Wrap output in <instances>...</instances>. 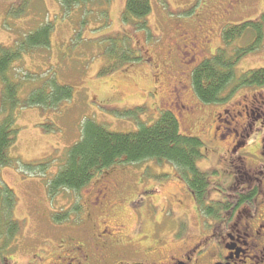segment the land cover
Returning a JSON list of instances; mask_svg holds the SVG:
<instances>
[{
    "label": "rangeland",
    "instance_id": "374dc122",
    "mask_svg": "<svg viewBox=\"0 0 264 264\" xmlns=\"http://www.w3.org/2000/svg\"><path fill=\"white\" fill-rule=\"evenodd\" d=\"M57 1L0 0V44L21 42L25 32L42 22L52 24L49 44L21 50L7 70L21 81L19 96L49 79L73 88L71 99L55 110L37 105L14 110L18 134L9 153L19 162L17 168L0 167V184L15 194L13 219L19 230L7 243L11 254H4L24 264L35 252L32 247L50 249L54 244L52 252L58 235L66 232L76 236L81 232L79 240L85 243L84 232L100 224L101 217L110 225L120 224L124 233L133 230V235L145 233L151 239L162 236L168 244H173L172 237H178L177 243L180 238L187 242L197 237L212 217L197 206L183 176L165 160L113 164L78 190L65 188L50 194L45 181L58 171L66 149L81 137L86 119L109 130L129 132L141 123L151 124L162 108H169L178 118L181 133L203 142V155L196 165L207 178L205 195H201L206 205L219 192L229 199L237 190L247 193L253 186L249 184L261 176L264 115L243 111L237 116L236 111L251 96H258L264 110V84L244 85L238 79L249 70L264 69V19L260 35L258 29L250 28L230 45H224L222 29L226 24L259 19L264 15V0H149L144 24L131 15L123 19L126 0H89L85 7L68 8H60ZM9 8L17 16L8 13ZM256 40L259 43L236 60L234 79L223 89V99L199 100L192 87L194 66L217 52L233 54ZM122 45H128L138 59L100 72L117 55L122 58L126 51ZM1 87L0 83V93ZM3 115L0 112V119ZM50 123L52 129L46 127ZM244 129L249 136L242 138ZM30 163L46 165L39 167L43 171L26 172L23 164ZM262 180L264 185V175ZM260 200L256 197L255 203L259 205Z\"/></svg>",
    "mask_w": 264,
    "mask_h": 264
},
{
    "label": "trees",
    "instance_id": "16d2710c",
    "mask_svg": "<svg viewBox=\"0 0 264 264\" xmlns=\"http://www.w3.org/2000/svg\"><path fill=\"white\" fill-rule=\"evenodd\" d=\"M91 1V0H90ZM89 0H58L60 8L70 6H83ZM25 3V2H24ZM24 5V4H23ZM21 7H19L20 9ZM22 10V9H20ZM150 11L149 0H126L122 14L124 20L129 16L141 19L144 24L145 16ZM16 11L9 8L8 13L16 15ZM247 20L238 24H226L222 29L224 45H230L241 37L250 28L258 29L260 35V20ZM52 24L42 22L34 29L23 34L21 42L14 41L13 45L0 44V112L4 113L0 119V167L13 165L17 168L18 158L11 157L9 150L17 140L18 128L14 125L16 108L39 106L40 109L55 110L63 102L71 99L73 88L69 84H59L49 79L43 85L36 87L21 98L18 94L21 81L14 80L7 74L10 64L20 57L21 50H28L34 46L49 44ZM259 41L245 47H239L233 54L220 51L211 58L203 59L191 71L192 87L199 100L202 102L221 101L222 91L234 79L236 60L243 54L252 50ZM122 58L117 55L115 60L106 70L126 61L137 60L138 56L128 45H122ZM111 51V49L109 50ZM236 52V53H235ZM238 81L244 85L264 84V69L255 68L244 72ZM52 129L53 126H46ZM202 140L195 135L181 133L179 121L175 113L169 108H162L158 118L151 124L141 123L134 131L120 132L109 130L103 124L88 118L81 125V137L69 146L66 156L58 171L45 181L46 189L50 194L59 190L81 189L98 172L116 163L138 162L145 159L165 160L171 163L183 176L190 191L194 192L197 206L206 214L212 206L206 205L201 195H205L207 178L205 173L198 170L197 159L201 152ZM46 164L48 160H45ZM46 164H23L27 171H43ZM40 170H35L37 167ZM251 191L245 193V198ZM16 206L14 192L5 184H0V262L4 261L3 255L7 252L9 240L19 230V223L13 219ZM9 253V251L7 252Z\"/></svg>",
    "mask_w": 264,
    "mask_h": 264
},
{
    "label": "flooded vegetation",
    "instance_id": "af4514ba",
    "mask_svg": "<svg viewBox=\"0 0 264 264\" xmlns=\"http://www.w3.org/2000/svg\"><path fill=\"white\" fill-rule=\"evenodd\" d=\"M261 106L258 96H251L248 103L240 104L237 116H241L244 111L245 115L260 112L256 115L260 117L264 115ZM223 112L229 111L222 109ZM228 116L235 120L234 114L228 113ZM215 128L218 127L215 125ZM233 131L238 135L235 127ZM245 136H249L247 129H244L242 138ZM263 137L259 156L261 167L258 171L261 176H257L256 181L249 184L253 185L249 189L255 192L243 198L245 191L237 190L233 199L226 198L219 192L217 198L208 200L207 205L212 206L208 213L212 221L207 222L209 227L197 237H192L187 242L180 238L178 243V237H172L173 244H168L162 236H153L155 239H151L145 233L135 236L133 230L131 234L124 233L120 224L110 225L101 217L100 224H94L92 230L84 232L85 243L79 240L81 232L79 236L70 232L59 234L58 245L52 252L50 249L54 244H51L53 246L50 249L34 246L31 249L35 252H31L30 260L23 263L42 264L46 259V264H264ZM256 197H261L259 205L255 203ZM63 229L67 231L72 227ZM148 237L150 240H146ZM3 258L1 264H16L12 255L4 254Z\"/></svg>",
    "mask_w": 264,
    "mask_h": 264
}]
</instances>
